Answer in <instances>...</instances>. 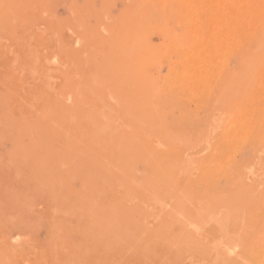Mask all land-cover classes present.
Returning a JSON list of instances; mask_svg holds the SVG:
<instances>
[{"label": "rangeland", "instance_id": "374dc122", "mask_svg": "<svg viewBox=\"0 0 264 264\" xmlns=\"http://www.w3.org/2000/svg\"><path fill=\"white\" fill-rule=\"evenodd\" d=\"M0 17V264H264V0Z\"/></svg>", "mask_w": 264, "mask_h": 264}, {"label": "bare ground", "instance_id": "6f19581e", "mask_svg": "<svg viewBox=\"0 0 264 264\" xmlns=\"http://www.w3.org/2000/svg\"><path fill=\"white\" fill-rule=\"evenodd\" d=\"M208 2H209V1H208ZM258 3H259V2H258ZM245 7H246V6H245ZM258 9H260V8H258ZM8 11H9V10H8ZM6 12H7V11H6ZM6 14H7V13H6ZM6 14H5V15H6ZM188 14H189V13H188ZM177 15H178V14H177ZM7 16H8V15H7ZM0 18H1V17H0ZM241 19H242V18H241ZM7 20H8V19H7ZM190 21H191V20H190ZM122 24H123V23H122ZM246 28H247V27H246ZM184 31H185V30H184ZM185 32H186V31H185ZM188 33H190V32H188ZM247 33H249V32H247ZM257 34H258V33H257ZM257 34H256V35H257ZM195 37H196V36H195ZM205 37H206V36H205ZM259 37H260V36H259ZM137 38H140V37H137ZM261 38H262V37H261ZM261 38H260V39H261ZM124 40H125V39H124ZM117 50H118V48H117ZM142 51H143V50H142ZM203 54H205V53H203ZM131 55H132V54H131ZM217 56H218V55H217ZM219 59H220V58H219ZM167 60H168V59H167ZM167 60H166V62H167ZM221 60H223V59H221ZM104 62H105V61H104ZM164 62H165V61H164ZM124 63H125V62H124ZM171 63H172V61H171ZM222 63H223V62H222ZM168 64H169V66H171V65H170V62H169ZM213 64H214V62H213ZM164 65H165V64H164ZM172 65H173V64H172ZM180 65H181V64H180ZM166 66H167V64H166ZM166 66H164V67H166ZM182 67H183V66H182ZM161 68H162V67H161ZM161 68H159V69H161ZM226 68H227V67H226ZM231 68H232V67H231ZM162 69H163V68H162ZM182 70H183V68H182ZM244 70H245V69H244ZM158 75H159V74H158ZM234 75H235V74H234ZM236 75H237V74H236ZM166 77H169V76H166ZM182 77H183V76H182ZM123 78H124V77H123ZM123 78H122V79H123ZM124 80H125V79H124ZM126 82H127V81H126ZM230 83H231V82H230ZM230 83H229V84H230ZM93 85H94V84H93ZM231 86H232V85H231ZM94 87H95V86H94ZM126 88H127V87H126ZM128 88H130V87H128ZM153 88H154V87H153ZM153 90H154V89H153ZM154 93H155V92H154ZM156 97H157V96H156ZM110 98H111V97H110ZM153 98H154V97H153ZM148 102H150V101H148ZM119 103H120V102H119ZM101 106H102V105H101ZM152 107H154V106H152ZM155 107H156V106H155ZM155 107H154V108H155ZM154 108H153V110H151V108H150L151 112L154 111ZM156 110H157V107H156ZM155 112H156V111H155ZM82 116H83V115H82ZM91 122H92V120H91ZM157 127H158V126H157ZM158 129H159V128H158ZM243 133H244V132H243ZM166 138H167V137H166ZM245 139H246V138H245ZM168 140H170V139L168 138ZM162 147H165V146H162ZM150 153H151V152H150ZM150 155H151V154H150ZM148 157H149V156H148ZM149 158H150V157H149ZM141 160L143 161L142 158H141ZM94 162H95V161H94ZM96 164H97V162H96ZM143 164H145V163H143ZM210 168H211V167H210ZM139 169H140V168H139ZM141 172H143V171H141ZM139 173H140V172H139ZM129 174H130V173H129ZM140 174H141V173H140ZM140 174H139V175H140ZM142 174H143V173H142ZM143 175H144V174H143ZM92 178H93V177H92ZM151 182H152V181H151ZM151 182H150V183H151ZM132 183H133V182H132ZM224 186H225V185H224ZM112 187H113V186H112ZM90 192H91V191H90ZM90 196H91V195H90ZM88 198H89V197H88ZM105 206H106V204H105ZM96 214H97V213H96ZM99 214H101V212H100ZM91 216H92V215H91ZM91 216H90V217H91ZM81 229H82V228H81ZM85 230H86V229H85ZM80 231H81V230H80ZM99 237H100V236H99ZM235 249H236V248H235ZM228 254H229V253H228ZM231 254H232V253H231ZM236 255H237V254H236Z\"/></svg>", "mask_w": 264, "mask_h": 264}]
</instances>
